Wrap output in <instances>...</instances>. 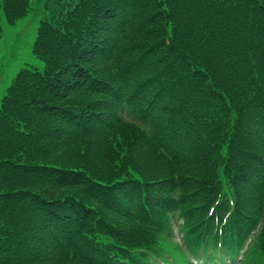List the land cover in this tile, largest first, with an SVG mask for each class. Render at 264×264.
I'll return each instance as SVG.
<instances>
[{"label": "trees", "instance_id": "16d2710c", "mask_svg": "<svg viewBox=\"0 0 264 264\" xmlns=\"http://www.w3.org/2000/svg\"><path fill=\"white\" fill-rule=\"evenodd\" d=\"M30 50L0 96V264H156L174 211L196 254L260 224L264 255V0H54Z\"/></svg>", "mask_w": 264, "mask_h": 264}, {"label": "rangeland", "instance_id": "374dc122", "mask_svg": "<svg viewBox=\"0 0 264 264\" xmlns=\"http://www.w3.org/2000/svg\"><path fill=\"white\" fill-rule=\"evenodd\" d=\"M53 1L31 0L27 11L12 23H7L4 20L2 11L0 10V96L4 91V87L10 81V78L24 62L37 64V59L32 54L30 46L35 35L37 23L40 19L45 18L48 7ZM192 139L193 137L190 138V141ZM200 144H198V149ZM204 155L205 164L209 167L214 166L215 160L211 156L213 153L205 151ZM222 158L225 159L224 156ZM219 163L216 164V170ZM252 168L253 166L251 165L247 166L249 170H252ZM225 173L228 174L226 171ZM253 174L256 175V172H253ZM248 193L255 194L256 190L249 188ZM160 241L168 243L170 240L162 238Z\"/></svg>", "mask_w": 264, "mask_h": 264}]
</instances>
